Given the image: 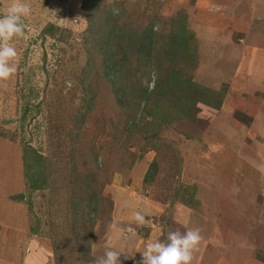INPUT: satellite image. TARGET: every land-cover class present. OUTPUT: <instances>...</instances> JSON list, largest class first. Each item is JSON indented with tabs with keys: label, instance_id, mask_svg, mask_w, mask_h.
Returning <instances> with one entry per match:
<instances>
[{
	"label": "rangeland",
	"instance_id": "rangeland-1",
	"mask_svg": "<svg viewBox=\"0 0 264 264\" xmlns=\"http://www.w3.org/2000/svg\"><path fill=\"white\" fill-rule=\"evenodd\" d=\"M215 1L22 0L17 72L0 82V264H93L106 239L138 264L147 243L196 228L192 264H264V79L253 62L246 78L226 59L264 47L262 7ZM12 2L0 0V16ZM246 7L251 22H235ZM114 22L123 30L108 78L101 45ZM174 24L192 37L161 60L128 39ZM166 73L180 81L157 111L169 122L141 98ZM24 145L40 156L42 188L27 181ZM138 210L149 227L132 223ZM129 224L136 234L124 238Z\"/></svg>",
	"mask_w": 264,
	"mask_h": 264
},
{
	"label": "clouds",
	"instance_id": "clouds-1",
	"mask_svg": "<svg viewBox=\"0 0 264 264\" xmlns=\"http://www.w3.org/2000/svg\"><path fill=\"white\" fill-rule=\"evenodd\" d=\"M30 11V7L22 0H13L7 12L0 16V82L10 80L17 72L18 53L11 41L25 35L24 19L30 15ZM152 78L154 81L155 73ZM260 167L264 170V166ZM132 223L137 228L149 227L146 215L139 210L133 213ZM135 234L136 228L131 224L121 230L124 238ZM201 239L199 228L189 229L183 233L178 230L169 231L163 240L149 242L142 251H139L141 259L138 264H192L193 255L198 250ZM103 247V255L97 257L93 264H123L122 254H125V260L134 257L131 253L117 250L111 239H106Z\"/></svg>",
	"mask_w": 264,
	"mask_h": 264
},
{
	"label": "trees",
	"instance_id": "trees-1",
	"mask_svg": "<svg viewBox=\"0 0 264 264\" xmlns=\"http://www.w3.org/2000/svg\"><path fill=\"white\" fill-rule=\"evenodd\" d=\"M103 16L104 15L100 16L101 19L104 18ZM178 25L179 24L177 25L174 24L172 25L171 28L172 30L170 32H162V33H158L154 31L153 25H151L149 29L143 32H136L134 34L135 39L133 38H128V39L130 40L131 45L137 47V51L139 53H142L143 58H147V60L149 61L154 58L157 59V57L160 56L159 58L161 60L164 58L165 53L173 54L179 52L180 50L185 51L189 38L192 37L191 35L192 32L186 31L184 25H180L178 28H176ZM105 27H106L105 33L103 34L105 35V38H103L101 35V31L103 30L102 24H98L97 27H91V28H96L95 35L98 36L99 39L103 38L101 51L103 54V64L105 67V74L108 77L111 75V73H116L117 71L118 61L115 58L114 52L117 47V39L121 31L123 30V26L119 25L118 22H114L105 25ZM48 31L52 33L53 30L52 28H48ZM158 40H160V44L157 46ZM118 43H119V39H118ZM110 78L112 77L110 76ZM176 82L178 84L180 82L179 78L176 75L169 76L168 73H166V75L162 74V76L156 83V88L150 90L148 87H145L141 95L143 102L154 108V111L156 112L155 113L156 116L157 117L164 116L163 119L168 122L172 120L171 116L168 115V113H164L160 115L157 111L159 108L162 107V104L167 100V97L170 96V93H172V91L174 90V83ZM180 87H186L188 89V85L184 83L183 84L181 83ZM176 94H180V93H176ZM30 149H31L30 146H25L23 148L24 150L23 160L25 165L24 169H26L25 173H27V177H28L27 181L32 188H42L45 184L46 179L39 178L40 172L39 170H37V168L41 169L42 167V165L38 161L40 160V156L35 155L34 151L30 152ZM93 182H95L93 176L88 175L87 183L92 184ZM92 189L94 188L92 187ZM93 193L94 191L90 195H88L89 204L96 203L99 200L96 194ZM104 198L105 197L102 195L101 200H105ZM93 209L95 210V207Z\"/></svg>",
	"mask_w": 264,
	"mask_h": 264
},
{
	"label": "crops",
	"instance_id": "crops-1",
	"mask_svg": "<svg viewBox=\"0 0 264 264\" xmlns=\"http://www.w3.org/2000/svg\"><path fill=\"white\" fill-rule=\"evenodd\" d=\"M209 1L212 2L213 4L221 3L220 1H215V0H209ZM255 2L257 4H260V5H256ZM255 2H254L255 4H253L252 6H254L255 8H256V6L262 7V9H260V12L259 13H262L261 17L264 18V0H257ZM238 3H241V5H248L249 6V5L252 4V0H247V1L246 0H243V1L238 2ZM242 12L245 14L247 12H252V11H251V9H248V7H246L245 9H241L240 8L239 11L236 10L235 11V14H234V21L235 20L236 21L239 20V21H242V22L244 21L246 23H250L251 20H252V16L247 17V16L243 15ZM231 19H233V18H231ZM261 24L264 25V21H262ZM236 29H240V28H236ZM242 29H244V28L242 27ZM237 43L238 42L232 41V45L233 44H237ZM257 46L258 45L254 46L255 48H253V47L251 48L249 46L248 47H245V52L243 53V52L239 51V53H240L239 55H235L234 54V50L235 49H232V52L227 53L229 56L226 59H227V61L229 63L228 64V67H229L230 71H234L236 75H241V76L244 75L247 78V75H246L245 71L244 72H241V74H239L240 71H243L244 70L243 69L244 68L243 63H244V60H245V62H253L252 63V68L254 70L252 68H249V69L253 73L258 70L257 72L261 73L259 75L261 77V80L264 79V47H262V49H260L259 46L258 47ZM254 49H257V51L254 52ZM258 49H260L261 51H259V54L258 55H254V54H257ZM258 60H259V62H258ZM246 84L248 85V83H246ZM14 156L16 158L17 153H15ZM0 199L6 200V198H2V197ZM14 204L20 205L19 203H16V202H14Z\"/></svg>",
	"mask_w": 264,
	"mask_h": 264
}]
</instances>
